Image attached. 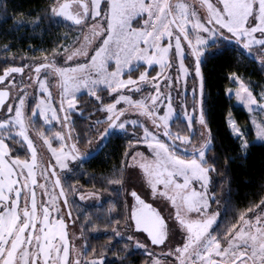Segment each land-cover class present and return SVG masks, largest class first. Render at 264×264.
Returning a JSON list of instances; mask_svg holds the SVG:
<instances>
[{
  "label": "snow or ice",
  "instance_id": "obj_1",
  "mask_svg": "<svg viewBox=\"0 0 264 264\" xmlns=\"http://www.w3.org/2000/svg\"><path fill=\"white\" fill-rule=\"evenodd\" d=\"M33 11L22 13L13 25L26 24L35 30L50 14V20L64 17L74 22L79 33L72 40L65 35L68 43L53 47L50 54L44 50L31 63L5 68L0 75V82H4L0 84V108L6 109L0 113V264H106L111 251L108 246L101 251L92 249L89 258L87 244L78 245L91 220L85 216V222L80 223L79 217L73 215L74 205L69 197L71 192L80 201L90 197L99 200L102 193L94 186L88 191L79 184L65 188L57 171H71V162L84 155L78 147L81 134L71 115L73 111L83 115L77 107L81 89L87 90L96 102L92 113H100V118L90 122L89 127L98 131L101 141L114 128L127 131L128 126L142 127V136L134 133L136 145L144 144L150 150L148 155L126 150L125 160L114 165L104 178L108 186H118L119 199L113 198L106 209L101 206L98 212L110 219L119 205L120 211L115 214L123 213L132 231L128 240L133 244L123 246L125 254L120 256L119 264H131L128 252L132 246L144 249L147 259L141 264H168V258L172 264H264V196L240 211L222 236L210 231L219 215L218 207L212 208L213 202L218 206L219 201L211 174L217 173L220 180L230 185L227 169L234 157H226L223 174H219L214 155L212 163L208 162L207 152L214 147V136L204 110L202 72L209 45L224 41H235L249 53L256 48L257 58L264 64V0H50L43 13L34 19L23 18ZM7 12L8 0H0V14ZM2 18L7 17L0 15ZM10 47L6 44L4 50ZM139 61L146 66L133 76ZM153 65H158L159 71L151 76ZM25 68L29 79L38 85V93H44L37 95L31 114L26 111L27 89L23 94L10 95L18 86L6 79L10 74L23 73ZM171 70L177 75H171ZM190 76L194 78L191 85L187 82ZM49 78L59 87L58 105L53 103ZM229 78L238 85L235 98L253 114L255 137L264 140V117L255 114L256 109L264 113V88L258 102L251 82L246 83L237 72L229 73ZM161 80L168 92L161 91ZM144 86L155 91L145 93ZM180 88L185 90V102L187 90L191 89L192 111H184L183 116L189 130L194 122L200 125L198 146L190 135L174 133L169 124L174 114L170 93ZM133 92L140 93V97L134 98ZM7 100L15 103L6 104ZM121 102L124 107H118ZM131 110L140 113L150 126L138 119H125ZM37 114L49 127L52 121L58 122L59 130L45 132L35 128ZM101 122L107 126L99 130L95 125ZM227 123L237 141L235 155L246 156L252 143L246 130L231 113ZM30 129L50 153L47 162L38 156ZM54 140L58 146H54ZM17 144L26 146L30 159L15 154ZM38 176L43 183L38 184ZM37 185L47 200H37ZM25 192L30 197H25ZM146 195L166 200L173 210L162 214L146 202ZM77 223L79 236L68 230ZM113 233L115 237L122 236L117 228ZM140 234H146L143 241ZM177 234L183 237L182 243L174 240ZM112 240L113 236H109V242ZM156 247L166 251L157 252ZM111 254L119 256V252Z\"/></svg>",
  "mask_w": 264,
  "mask_h": 264
},
{
  "label": "trees",
  "instance_id": "obj_2",
  "mask_svg": "<svg viewBox=\"0 0 264 264\" xmlns=\"http://www.w3.org/2000/svg\"><path fill=\"white\" fill-rule=\"evenodd\" d=\"M49 2L50 0H8V12L0 14L7 17L0 19V75L3 74L5 68L23 67V65L31 63L33 58L43 55L44 50L50 54L53 47H57L61 43H68V40H72L78 35L79 30L75 25L58 17L50 20L48 19L50 14L45 15L40 26L35 30L26 24L23 26L13 25L14 19H21V14L30 9L35 11L30 16L23 18L34 19L36 15L45 11ZM65 35L68 40H65ZM6 44L11 45L7 51L4 50ZM209 49L210 51H207L202 63L205 83L204 110L214 136V147L207 152L208 162L212 163L211 157L214 155L219 174H223L226 157H234L228 162L227 172L231 178L230 185L220 180L217 173L211 174L217 200L222 203V214L215 226L214 233L222 236L226 227L238 219L240 211L247 208L251 202H258L260 197L264 196V143L252 142L246 156L235 155L234 145L237 141L230 134L227 123L228 114L231 113L238 124L246 130L250 140H253V132L251 114L226 91L234 84L229 78V73L237 72L246 83L251 82L254 95L260 98L259 93L264 88V64H261L255 57L256 48L252 54L236 44L235 41L217 42L215 45H209ZM60 51L62 52V50ZM145 66V64H139L133 70L132 75H138ZM157 70V66H153L149 75L154 76ZM78 100L80 103L77 107L82 109L83 115L77 111H73L71 115L76 131L81 134L78 147L84 155L71 166V171L64 178V186L67 188L70 184H79L84 191L90 190L94 186L97 191L102 193L101 202L98 203L78 202L77 199H72V193L69 192V197L74 205L73 215L79 217L80 223L85 222V216L91 220V223L83 230L89 258L92 249L101 251L105 246H108L111 251L107 254L106 264H119L120 256L125 254L122 251L123 246L128 244V241L115 237L113 229L117 228V225L121 228L128 224L123 219V213L115 214L120 211L119 205L110 219L100 214L98 210L101 206L106 209L113 198L119 199L116 196L118 186H108L104 178L112 172L114 165L125 160V151H130L136 140L133 134L139 133L142 136V127L128 126L127 131L120 132H116L114 128L108 138L101 141L98 131H93L89 127L90 122L95 123L100 118V113H92V108L96 106L95 100L85 92L78 96ZM191 100L192 95L189 93L187 103L189 111H192ZM105 102L111 101L105 100ZM32 103L34 104V102ZM33 104L31 107L34 106ZM38 120L35 123H38ZM106 126L103 122L95 125L99 130ZM170 127L174 133L190 134L187 121L181 117H176ZM193 127L198 132L190 137L192 143L198 146L201 142L198 123L194 122ZM130 142L131 147H129ZM15 154L20 155L21 158L30 156L26 146L19 144L15 146ZM87 155L90 157H86ZM222 185L223 190H221ZM80 223L76 225L79 229ZM109 236H113L111 242H109ZM111 252H119V256H113ZM146 259L147 255L143 251H130L129 249L128 260L131 264H141Z\"/></svg>",
  "mask_w": 264,
  "mask_h": 264
},
{
  "label": "rangeland",
  "instance_id": "obj_3",
  "mask_svg": "<svg viewBox=\"0 0 264 264\" xmlns=\"http://www.w3.org/2000/svg\"><path fill=\"white\" fill-rule=\"evenodd\" d=\"M185 2L191 3V0H185ZM201 11H203V10L201 9ZM58 18L68 22V20L66 18H64V17H58ZM69 22H71L73 25H75L74 22H72V21H69ZM90 22H91V20H90ZM75 27H77V30H79L78 26L75 25ZM207 51H210L209 47H208ZM254 51H255V48L252 49V54L254 53ZM256 54H257V52L254 53L255 57H257ZM61 59H62V57H61ZM139 64H145V62L144 61L136 62V67H134V69H136L139 66ZM153 66H155V67L157 66V68H158L157 71H159V66L158 65H153ZM153 66H150V70H151V68ZM28 72H29V70L27 68H25V70H24L23 73H13V74H10V77H8L6 79H11L13 81V83L18 86L17 89L13 90L10 93V95L15 96L18 93L19 94H23L24 89L25 88L27 89V92H28L29 95L27 97V105L28 106H27V110L26 111H27L28 114H31V111H30L31 108L30 107L33 104L32 102H34L33 105H35L37 95L38 94L39 95H44V93H42V92H39L38 93V85H36L34 83V80H30L29 79ZM32 75L34 76L35 74L32 73ZM171 75H173V76H176L177 75V73L175 72V70H171ZM49 79H50V91H51L53 97L55 98L53 100V103L56 104V105H58V102H59L58 93L60 91L59 90V87L56 84V82H55L54 79H52V78H49ZM193 79L194 78L191 77V76L188 77L187 82H188L189 85H191L193 83ZM232 81H233L234 84L232 85V87L229 88V89H232V91L231 92H228L227 91V93H228L229 96H234L235 97V88L238 85H237V83L234 80H232ZM3 83L4 82H0V84H3ZM160 85H161V91L162 92H168V89L165 86L163 80L160 81ZM143 91L145 93H147L149 91H153L154 92L155 89L152 88V87H150V86H144ZM83 92L87 93V90L81 89L80 93H78L77 96H79L80 94H83ZM184 92H185V90L183 88H180V89H173L171 91V93H170L171 102H172L173 108H174V114H173V117L170 119L169 124H171L174 120H176V117H181V118H183V119L186 120V118L183 116V112L184 111H189L188 106H187V103H188V94L189 93L191 94V89L189 88L187 90L186 102L183 99ZM126 94H128V93H126ZM131 94L133 95L134 98H139L140 97V93L133 92ZM256 98H257V101L259 102L260 101V98H258V97H256ZM236 101L237 102L239 101L240 103L243 104V101H240V100H237V99H236ZM167 102L168 101L166 100L165 101V105L167 104ZM5 103L6 104L7 103H15V101L7 100V101H5ZM118 107H124L123 102H121L118 105ZM4 111H6V109H3V108L0 109V113H2ZM189 112H191V111H189ZM160 114H163V113L161 112ZM250 114H251V117H252L253 114L252 113H250ZM255 114L257 115L258 118L264 117V113H260L258 109L255 110ZM196 115L197 116L199 115V112L198 111H197ZM125 119H127L129 121L132 120V119H138V120H141L143 123H148L149 126H150V122L146 121V119L143 116H141L140 113H138V112H136L134 110L129 111V113L126 115ZM36 120H38V123H35V128H37V129L43 128L45 130V132H51V131H54V130H59V123L56 122V121H52L51 127H49L48 125L44 124L43 119L38 114L36 115L35 121ZM251 127H252V132H253V140H250L248 137L247 138L251 142H255V143L262 142V143H264V140H260V139H258V138L255 137V129H254V127H253L252 124H251ZM198 128H199V134H200L199 139L201 140V131H202V129H201V127H200L199 124H198ZM115 131L116 132H120L121 130L115 129ZM197 132H198V130L193 127L189 131V133H190L189 135L190 136L191 135H195ZM30 135L34 139L35 145L37 147L38 156L43 157V160L45 162H47L49 160L50 153H48L46 146L43 145L42 140L35 135V131L34 130H31L30 129ZM133 137L136 139V137H135L134 134H133ZM161 138H162V136H161ZM53 144H54V146H58V142L55 141V140L53 141ZM130 151H133V152H144L146 155H148L150 153V150L147 148L146 145L140 144L139 146H137L136 145V142L133 144V147L131 148ZM29 159H30V156H29ZM128 159H130V157ZM75 162L76 161L71 162L70 169H71V166ZM57 171L61 173V180L64 183V178L67 177V175L69 173V170H63L62 171L59 168H57ZM37 180H38V184L44 182L43 179L41 177H39V176L37 177ZM34 190H35L36 198H37L38 201L47 200V197L43 195V191L38 187V185L35 187ZM24 196L25 197H30V193L25 192L24 193ZM74 198L77 199L78 202H88L89 201V202H98L99 203V202H101L100 200H101L102 196L99 198V200H96V199L90 197L86 201H80L78 195L75 196V197H72V199H74ZM144 198L146 199V202L151 203L153 205V207L158 208L162 212V214H165L166 210L168 212H170V211L173 210L172 207H171V205L168 204V202L166 200L157 199V198L151 197V195H146ZM22 206H23V197L21 198V207ZM217 207H218V210H219V215H218V218H217V222L213 225V228L210 229V231H213V232H214L215 226L219 222L220 216L222 214V203L220 201H219V205L218 206H217L216 202H214L212 204L213 210H217ZM129 212H130V210H129ZM132 223L134 224V222H132ZM17 229H19V225L17 226ZM68 230H69L70 233L75 232L77 236L80 235V229L78 227H75V228H71L70 227ZM117 230L122 233V236L121 237H117L118 239H120V240H124L125 239V240L128 241V244L129 245H132L133 244L132 241H129L128 240V236L132 234V231L129 229L128 225H125V226H123L121 228L117 227ZM145 237H146V234H140L139 235V238L142 241L144 240ZM174 240L176 242L182 243L183 237H181L179 234H177V236L174 238ZM77 243H78V245L85 244L84 238H83V240L77 241ZM136 250H141V251H143L145 253L144 249H142V248H136L134 246L130 247V251H136ZM155 251H157V252H159V251H166V249H162L160 247H156L155 248ZM161 259H163V257H161ZM168 264H172V259L171 258H168Z\"/></svg>",
  "mask_w": 264,
  "mask_h": 264
},
{
  "label": "water",
  "instance_id": "obj_4",
  "mask_svg": "<svg viewBox=\"0 0 264 264\" xmlns=\"http://www.w3.org/2000/svg\"><path fill=\"white\" fill-rule=\"evenodd\" d=\"M1 109V108H0ZM113 130V129H112ZM112 130L110 131V133H109V135L112 133ZM108 135V136H109ZM86 157H90L89 155H87ZM86 157H83V158H86ZM57 191H59V189L57 190Z\"/></svg>",
  "mask_w": 264,
  "mask_h": 264
},
{
  "label": "crops",
  "instance_id": "obj_5",
  "mask_svg": "<svg viewBox=\"0 0 264 264\" xmlns=\"http://www.w3.org/2000/svg\"><path fill=\"white\" fill-rule=\"evenodd\" d=\"M238 104H240V105H242V106H244L242 103H240L239 101L237 102Z\"/></svg>",
  "mask_w": 264,
  "mask_h": 264
}]
</instances>
